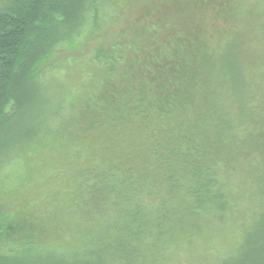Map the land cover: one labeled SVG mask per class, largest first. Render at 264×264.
I'll use <instances>...</instances> for the list:
<instances>
[{"label":"trees","instance_id":"16d2710c","mask_svg":"<svg viewBox=\"0 0 264 264\" xmlns=\"http://www.w3.org/2000/svg\"><path fill=\"white\" fill-rule=\"evenodd\" d=\"M145 1L101 0L120 32L49 71L99 0H0V264H221L224 234L264 264V0L249 60L239 4L208 50Z\"/></svg>","mask_w":264,"mask_h":264},{"label":"rangeland","instance_id":"374dc122","mask_svg":"<svg viewBox=\"0 0 264 264\" xmlns=\"http://www.w3.org/2000/svg\"><path fill=\"white\" fill-rule=\"evenodd\" d=\"M260 1V0H258ZM105 2V1H104ZM237 3L240 6V13L235 19L234 24V32L238 34V43H246L248 46L246 49V59H250V0H146L145 3H148L147 6L145 5L144 8H146L147 12L149 8L155 7L158 9L163 8L164 13L168 11L169 14L174 15V18H177L181 21L180 18L175 16H183L184 17V23L188 24H194L195 19L200 23V25H203V37L201 39L204 41V43L207 45L206 47L208 50L210 48H213L214 46L219 44L222 45V40L227 39V27H229L231 24L229 23V20H227V17H225V12L223 11L224 8L228 7V4L231 3ZM99 9L101 11L99 12L100 19L98 20L101 25H98L94 30H92L90 33H88L89 30H85L80 37L75 39L72 43L67 44L63 47H60L56 49L51 55H49L39 66L42 70H49L50 68L52 71H55V68L58 66V64L61 61H64L65 59H68L70 57H73L74 54H78V52H81L82 50H85L86 48H92L96 49L99 46V36L100 35H108V34H115L116 31L120 32L121 29H117L114 31L113 27L114 25L111 24L110 20H105V18H101V14H104V8L101 0H99ZM156 9H151L152 13H155ZM223 11V12H222ZM224 14V15H223ZM223 15V16H221ZM129 16L132 19H135L136 16L141 20L140 24L146 23L147 21L144 20V18L139 16V10L136 12H130ZM127 20V19H124ZM158 21L163 22V18L160 16L157 18ZM168 21V20H167ZM148 25V24H147ZM193 26V25H192ZM120 28V27H119ZM123 28V27H122ZM122 31H124L122 29ZM117 32V33H118ZM90 34V36H89ZM207 42H210L208 44ZM240 47L241 44H239ZM260 50V49H258ZM248 52V53H247ZM245 59V58H244ZM247 60V61H248ZM50 71V70H49ZM14 169L12 171H6V175L3 176V180L6 181L10 175L12 176ZM1 178L0 183L3 181ZM1 188V187H0ZM8 189V188H7ZM7 189H0V192H5ZM21 193H24L23 191ZM30 193V191L28 192ZM246 231H248V234L243 236L247 239L246 246L250 244V227L246 228ZM242 234V233H241ZM234 234L232 233V236ZM257 233H254L253 236H256ZM235 236V240H236ZM239 238L241 236L239 235ZM235 241L233 240V237H229L227 234H224V239H220L219 241V251H221L224 247L225 250H222L220 253H218L220 256L224 257L222 258L221 264H241L245 257L243 255H237L235 253L229 254L226 253L229 248L233 246ZM226 256V257H225ZM228 256V257H227ZM240 256V257H239ZM250 260L252 259H245L244 264H250ZM225 261V263H224ZM209 264V262H207Z\"/></svg>","mask_w":264,"mask_h":264}]
</instances>
